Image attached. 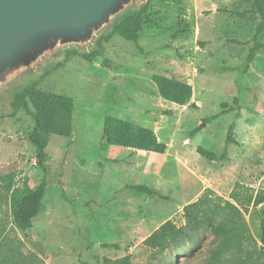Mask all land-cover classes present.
<instances>
[{
	"label": "rangeland",
	"instance_id": "obj_1",
	"mask_svg": "<svg viewBox=\"0 0 264 264\" xmlns=\"http://www.w3.org/2000/svg\"><path fill=\"white\" fill-rule=\"evenodd\" d=\"M252 4L152 0L150 22L137 43L115 36L103 57L87 62L70 56L56 68L62 52L3 89L0 115L7 117L0 118V225L23 243L24 254L44 264H110L124 257L130 264H149L152 251L143 240L166 221L182 226L183 207L204 190L225 200L238 186L253 196L264 193V50L244 68L261 19L238 15ZM257 41L264 47V32ZM155 77L190 85L189 103L179 106L161 98ZM35 82L74 104L71 136L50 137L46 175L28 141L33 121L23 112L8 117L14 94ZM230 125L236 143L226 145ZM126 128H151L167 145L166 154L154 160L158 184L140 179L161 197L130 191L121 171L106 181L88 179L102 173L109 156L102 143L105 132L118 136ZM199 146L224 154L223 159L200 157ZM44 177L48 186L40 214L30 229H17L11 194L36 189ZM245 219L256 234L257 217L250 212ZM210 240L201 236L195 245L167 250L158 263L202 264Z\"/></svg>",
	"mask_w": 264,
	"mask_h": 264
},
{
	"label": "trees",
	"instance_id": "obj_2",
	"mask_svg": "<svg viewBox=\"0 0 264 264\" xmlns=\"http://www.w3.org/2000/svg\"><path fill=\"white\" fill-rule=\"evenodd\" d=\"M151 1L148 0L145 5L138 8H130L117 18L112 30L103 32L94 41L89 52H80L75 49L64 51V58L56 68L63 67L70 56H81L87 62L103 57L105 45L115 36L137 43L141 39L143 26L150 22L148 16ZM238 15L240 17L251 15L261 19L253 38L254 47L250 49L246 58L244 68L247 70L253 63L256 52L260 49L264 50L257 41L258 36L264 32V0H253L250 10ZM154 80L158 86L159 95L165 101L185 106L191 100L192 87L187 83L171 81L164 77H155ZM35 83L14 94L10 103L12 112L8 117H14L23 112L33 121L34 126L28 141L35 147L37 165L46 175V149L50 137L56 135L69 138L71 136L74 104L70 97L43 90ZM237 101L235 98L234 102L237 103ZM231 110L233 111V108ZM5 117L7 116L0 115V118ZM215 118L216 116H213L205 119L204 122L208 123ZM121 130L118 136H110L105 132L103 143L161 155L167 150V145L158 140L151 128ZM198 131V128L195 129L191 136ZM232 131L233 125H230L226 145L236 143L233 140ZM196 153L208 161H217L224 156V154L217 156L202 146L197 147ZM45 177L36 189L13 191L11 194V216L17 229L22 231L30 229L34 219L40 214L48 186ZM237 188L231 192L229 200L217 196L211 190H204L196 201L183 207L184 224L182 226L178 227L172 221H166L153 231L142 242V245L152 251L149 264H159L160 255L165 251L195 245L201 236L207 235L211 240L202 264H264V193L253 196L246 193L243 187ZM128 189L139 195L161 197L143 185L129 186ZM250 212L259 220L256 234L252 233L245 219ZM22 247L23 243L19 239L9 237L4 227L0 225V264H44L33 254H24ZM109 263L130 264V261L129 257H124Z\"/></svg>",
	"mask_w": 264,
	"mask_h": 264
},
{
	"label": "water",
	"instance_id": "obj_3",
	"mask_svg": "<svg viewBox=\"0 0 264 264\" xmlns=\"http://www.w3.org/2000/svg\"><path fill=\"white\" fill-rule=\"evenodd\" d=\"M147 1L0 0V101L16 78L66 50L89 52L117 18Z\"/></svg>",
	"mask_w": 264,
	"mask_h": 264
},
{
	"label": "crops",
	"instance_id": "obj_4",
	"mask_svg": "<svg viewBox=\"0 0 264 264\" xmlns=\"http://www.w3.org/2000/svg\"><path fill=\"white\" fill-rule=\"evenodd\" d=\"M158 55V51L154 52L151 58H158ZM104 144L110 150L109 156L104 158L102 173L98 174L94 172V174H90L88 179L106 181L107 178L115 177L121 171L123 173L121 177L126 178L130 182V185H127V187L142 185L140 179H145L147 185L158 184L157 178L159 174L156 171V164H154V160L158 157V154ZM127 158L128 160H126ZM108 175L109 177H107ZM196 200L197 198L192 202Z\"/></svg>",
	"mask_w": 264,
	"mask_h": 264
}]
</instances>
